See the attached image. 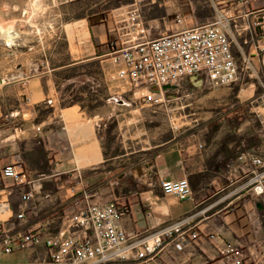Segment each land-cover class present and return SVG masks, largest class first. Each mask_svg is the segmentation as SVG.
<instances>
[{
	"label": "crops",
	"instance_id": "obj_1",
	"mask_svg": "<svg viewBox=\"0 0 264 264\" xmlns=\"http://www.w3.org/2000/svg\"><path fill=\"white\" fill-rule=\"evenodd\" d=\"M248 1L247 8L264 7V0ZM135 4L134 0L132 4H121L112 11L114 22L85 17L81 22L91 26L89 31L83 33L81 43L69 45L70 59L55 65L53 72L57 76L76 73L65 78V81L74 83L79 78L88 77L80 73L91 63L111 62L106 44L110 41L109 36L114 38L115 21L136 9ZM152 7L156 11L165 8L161 3ZM152 28L145 21L143 34L146 38ZM95 45H101V50ZM48 74L43 72L32 77L27 88L15 89L12 94L0 92V123L7 116L12 120L0 126V199L7 203L4 212L0 209V228L31 231L40 229L49 221L52 226L42 234V241L57 236L62 228V215L69 209V196L62 189L69 177L63 174H78V170L85 176L92 174L87 180L96 192L95 203L121 200L130 204L131 216L122 222L129 232H141L203 211L196 220L203 234L201 240L168 247L161 256L164 264H228L220 254L225 242L243 244L247 264H264V201L260 210L250 198L226 197L229 180L239 178L241 174L236 165L233 167L236 172H229L235 163L234 144L224 146L218 141L178 140L151 147L154 152L146 162H137L129 154H110L103 142L97 117L80 118L75 123L66 121V114L86 115L91 107H80L78 103L69 107L58 104L56 85L60 80L50 79ZM206 83L204 80L202 88H198L191 79L187 80L175 91L174 103L203 91ZM12 96L20 102L18 106H11ZM45 109L49 110L43 113ZM97 114L100 119L106 115L103 110ZM242 146L243 151L248 149L244 142ZM19 160L34 181L29 190H35V198L28 207H23V192L11 190V183L1 176L5 166ZM113 174H120L118 181ZM185 179L191 185V200L166 196L160 187L162 181ZM21 212L28 219L24 226H20L17 220ZM210 233L220 234L221 239L208 242L204 236ZM2 247L0 243V264H49V251L43 244L13 254L1 252ZM256 251L259 252L257 258Z\"/></svg>",
	"mask_w": 264,
	"mask_h": 264
},
{
	"label": "built area",
	"instance_id": "obj_2",
	"mask_svg": "<svg viewBox=\"0 0 264 264\" xmlns=\"http://www.w3.org/2000/svg\"><path fill=\"white\" fill-rule=\"evenodd\" d=\"M148 1L135 0L136 9L115 21L107 57L117 68V80L127 84L144 106L169 109L175 100L164 86L179 88L198 77L210 85L231 87L248 77L259 91L253 112L264 124V7L247 8L248 0H208L214 12L212 19L187 27L186 18L178 10L179 23L184 27L149 39L143 34V9ZM157 1L152 0L153 4ZM177 1L163 0L161 4L166 7ZM236 164L241 174L229 180L226 197L250 198L257 207L264 201V150L241 152ZM77 172L63 174L69 177L66 184L62 182L69 196V209L62 215L57 236L42 241V234L52 226L49 221L31 231L0 228L1 252L13 254L43 244L49 251V264H164L161 256L168 247L201 240L203 234L196 220L203 211L141 232H129L122 222L131 216L130 204L121 200L95 203L96 192L86 176ZM1 176L11 183V190L23 192V207H28L35 198V190H29L34 181L22 161L5 166ZM160 187L166 196L193 199L187 179L162 181ZM17 220L20 226L28 221L24 212L17 215ZM204 238L214 242L221 235L210 233ZM220 254L228 264H247L243 244L225 242Z\"/></svg>",
	"mask_w": 264,
	"mask_h": 264
},
{
	"label": "rangeland",
	"instance_id": "obj_3",
	"mask_svg": "<svg viewBox=\"0 0 264 264\" xmlns=\"http://www.w3.org/2000/svg\"><path fill=\"white\" fill-rule=\"evenodd\" d=\"M133 1L0 0V92L12 94L15 89L27 88L32 77L47 72L50 79L60 80L56 85L58 104L69 107L78 103L80 107H91L86 115L66 114V121L75 123L80 118L97 117L103 142L110 154H129L137 162H146L154 152L151 147L178 140L218 141L224 146L232 143L236 156L229 172L233 174L237 157L244 152L243 142L248 148L245 151L253 148L264 150V124L253 112V102L259 93L253 79L244 77L231 87L206 83L203 91L191 98L184 97L166 109L144 106L127 84L117 80V68L111 62L91 63L80 73L89 78L84 76L74 83L65 81V78L76 73L57 76L53 72L55 65L70 59L69 45L81 43L83 33L89 31L91 26L81 22L85 17L106 20L105 23L114 22L112 11ZM207 1L178 0L168 4V10L165 7L156 11L152 0H149L143 10L145 21L153 27L148 38L157 39L181 30L184 24L179 23L178 10L186 18L187 27L196 21L203 23L212 19L214 12ZM162 2L158 0L156 4L159 6ZM10 36L14 37L11 46L6 44ZM93 42L96 44L94 39ZM95 47L101 50L102 46ZM10 99L11 106L19 105L13 96ZM102 110L106 115L100 119L95 113ZM8 121H12L9 116L1 120L0 126L9 124ZM112 176L118 181L120 174ZM6 204L0 199L1 210Z\"/></svg>",
	"mask_w": 264,
	"mask_h": 264
},
{
	"label": "water",
	"instance_id": "obj_4",
	"mask_svg": "<svg viewBox=\"0 0 264 264\" xmlns=\"http://www.w3.org/2000/svg\"><path fill=\"white\" fill-rule=\"evenodd\" d=\"M191 81H192V83L194 84V86H196V87H198V88H202V86H203V84H204V78H200V79L198 80V77H192V78H191ZM2 83H4V82H2ZM163 89H164L165 91H169V92H171V95H170L169 97H171V98H177V95L175 94V91L178 89V87L167 85V86H164ZM258 208H259L260 210H262L263 205H262L261 203H259V204H258Z\"/></svg>",
	"mask_w": 264,
	"mask_h": 264
},
{
	"label": "bare ground",
	"instance_id": "obj_5",
	"mask_svg": "<svg viewBox=\"0 0 264 264\" xmlns=\"http://www.w3.org/2000/svg\"><path fill=\"white\" fill-rule=\"evenodd\" d=\"M6 44L9 45V46L14 44V37L10 36L9 39L6 41ZM5 210H6V208H4V210L2 209V212H4Z\"/></svg>",
	"mask_w": 264,
	"mask_h": 264
},
{
	"label": "trees",
	"instance_id": "obj_6",
	"mask_svg": "<svg viewBox=\"0 0 264 264\" xmlns=\"http://www.w3.org/2000/svg\"><path fill=\"white\" fill-rule=\"evenodd\" d=\"M243 241V240H242ZM243 243H244V241H243Z\"/></svg>",
	"mask_w": 264,
	"mask_h": 264
}]
</instances>
